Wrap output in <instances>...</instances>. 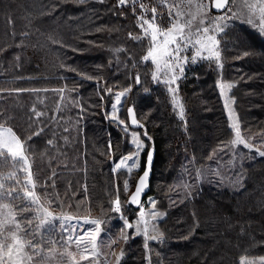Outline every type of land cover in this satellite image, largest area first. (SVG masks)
<instances>
[{"label": "trees", "instance_id": "obj_1", "mask_svg": "<svg viewBox=\"0 0 264 264\" xmlns=\"http://www.w3.org/2000/svg\"><path fill=\"white\" fill-rule=\"evenodd\" d=\"M124 10L113 1L0 0V124L12 128L26 144L36 138L38 145L34 150L29 149L34 179L41 186L48 178L46 187L38 191L49 193L50 184L57 178L53 173L60 171L50 166L64 162L56 155L46 166L42 154L46 145L40 143L66 138L64 148H73L72 168L83 182L80 197L88 196L89 187L93 190L97 186L100 196L95 198L91 194V197L95 201L103 198L102 175L106 171L101 166V158L108 156L111 148L116 158L129 151V141L106 114L115 91L128 86L132 88L122 115L130 124L127 110L134 106L144 127L130 128L140 130L144 138L146 131L151 138H145L149 146L133 185L145 168L152 140L157 153L148 194L155 191L159 175L172 178L180 166L187 134L181 129L179 111L170 105L163 84L150 85L152 82L145 68L132 66L125 60L127 52L132 51L138 61L144 43L132 38L138 34L134 13ZM212 11L215 12L213 8ZM228 21L227 30L221 35L225 62L222 76L238 81L234 94L243 131L262 130L264 35L240 19ZM130 33L133 36L130 37ZM122 46H126L124 51L120 49ZM193 71L182 86V93L189 128L187 149L199 163L210 151L230 140L232 131L217 88L216 79L221 72L208 63ZM137 75L139 83L135 79ZM151 86L150 94L145 95L144 91ZM141 109L149 110L157 122L160 120L159 137L142 119ZM35 112L42 115L36 117ZM200 114L209 117L203 118ZM155 128L158 129V125ZM44 135L47 138L43 139ZM9 164L10 159L0 163L2 174L7 173ZM246 169L243 187L204 185L199 197L170 211L165 220L169 232L174 230L175 235L168 238L173 242L179 238L176 246L187 250L188 257L184 259L178 255L177 249L176 254L171 248L173 243L167 246L169 259L175 263L181 258L180 264H239L242 256L264 254V157L248 160ZM18 176L24 179L22 174ZM8 187L16 185L8 183ZM54 189L51 195L57 197ZM13 202L18 210L27 206L22 200ZM31 215H24V219H32ZM37 223L33 221L34 227ZM50 234H43V239L51 238ZM195 239L201 245H197ZM131 243L134 242L125 244L126 255L120 264H143L141 253L129 251Z\"/></svg>", "mask_w": 264, "mask_h": 264}, {"label": "rangeland", "instance_id": "obj_2", "mask_svg": "<svg viewBox=\"0 0 264 264\" xmlns=\"http://www.w3.org/2000/svg\"><path fill=\"white\" fill-rule=\"evenodd\" d=\"M98 1H113L114 4L117 6L118 0H98ZM170 4L175 3V0H168ZM204 3L211 4V0H203ZM260 0H231V3L228 9L222 13H216L212 11V8L207 12V17L205 18V25L204 26H211L212 24H221L224 26L223 32L216 35V39L219 41V48L220 51V61L217 64L216 61H207L201 60L195 64L188 63L184 67L183 74L177 70L176 75L179 77L174 84L169 85L165 83L166 80L170 79L169 76L158 74L157 80H153V73L156 71L155 65L151 61H144L143 57L147 55V52L150 48L149 38L139 39L140 42L144 46V49L141 50L142 55L138 59H135L132 51L127 52L126 59L128 62L132 63V66L136 67H143L145 68L149 78L151 80L150 85H160L163 84V90L167 93L170 105L175 109H177L179 119L182 121L183 128L182 131L187 134V138L184 141L185 150L180 155V166L177 169L175 175L172 178L165 177V174L159 175L156 179V188L155 191L151 194H148L146 198L143 200L140 207L133 208L130 203L127 202L128 193L134 189V181L139 173V171L143 167V160L144 154L149 146V142L143 137L142 133L138 129H132L130 127L127 128L125 131L124 127L119 125L118 120H124L125 124H128L126 119L122 115V111L124 108V104L128 94L131 91V86L125 87L123 89L117 90L114 93L113 103L116 101V94L121 92H126V96L121 98V104L117 105V109L113 111L112 107L106 116L109 120L113 121L115 125H117L124 134V139L129 141V151L121 155L120 157L116 158L114 156V152L111 148L109 155L106 157L101 158V166L105 169V174L102 175V179L104 181L103 193L104 196L102 199H97L95 201L92 199L91 194L97 198L100 196L99 189L97 186L90 189L88 191V196L85 197L80 195L83 193V182L81 178L75 174V170L72 168L74 159L71 157L74 154V150L72 147L67 149L64 148V142L66 138L63 140H54L51 144L48 143H40V145L45 144L46 148L42 150V154L44 155V163L46 166L50 165L55 156L57 155L58 158H62L64 162L60 163V165L52 164L50 167H55L60 171L56 173L57 178L55 182H52L49 186V193H45L44 191H38L39 188H45L48 184V178L43 181V184L40 186L34 179V171H33V162H32V155L29 149L34 150L38 142H36V138L33 142L26 144L25 147L28 149L26 155L29 157V162L31 164V172L33 174V179L36 183V194L40 196L41 202L51 201L50 204L45 203V206L48 207L49 211L52 212L54 215L65 214L72 217H81V218H88L89 220H99L101 221L100 228L101 232L97 237V244H98V255L96 256L95 260L91 261V264H120L121 260L125 257L126 253V243H131V247H129V251L131 252H139L142 256H144V263L143 264H180L179 258L175 263L169 259L167 246L173 244L171 248L177 254L176 249L178 251V255H181L184 259L188 257L187 250L179 249L176 246L178 244L179 238H175L177 240L173 242L172 235H175V231L172 228V232H169V225L166 223V218L171 210H174L177 207H183L187 201H193L196 197H199L203 192V186H217L225 188L227 185H230L231 188H241L243 187L245 180L247 179V169L246 163L248 160H253L255 156L264 157L259 155L256 149H259L260 152H264V129L262 130H255L244 132V128L242 126L241 121V113L239 108L237 107V97L234 94V89L238 85V81L226 79L222 76V72L225 71V62L223 60V47H222V34H224L227 30V24L229 23L228 20L230 19H240L241 22L248 24V20L252 19V27L258 33L264 35V33L260 30L259 21V9H256L255 16L251 15L250 9L248 5H259ZM141 5H144L148 11L145 13L141 9ZM155 7L157 11L156 17V24L163 30H166L170 27L172 21L169 18L168 11L169 9L165 6L160 5L159 0H138L137 3H132V0L123 6L118 7L121 10L125 9L124 11L131 10L134 13L135 17V24L138 28V34L134 35V37H142V29L139 27L140 19L143 15L144 19L151 20L152 13L151 9ZM135 9V11H133ZM226 19L224 20H215L214 18L225 16ZM199 20V17H198ZM132 34V33H130ZM133 36V34H132ZM126 46L120 47L121 50L124 51ZM194 54V50L190 49L186 55L191 57ZM183 55V54H182ZM208 63L211 66H214L219 72H221V76L217 77V88L220 92L222 103L228 117V126L232 131V137L230 140L226 141L225 143H221L218 149L214 151H210V153L198 163L196 156L193 152L189 149L187 139L189 136V128H188V118L185 117V106H184V97L182 93V86L186 83L188 76L194 74V69L200 66L201 64ZM218 66V67H216ZM133 77V76H132ZM130 76V78H132ZM189 80V79H188ZM221 85H232L231 88H221ZM153 86L148 87L144 94L148 95L151 92ZM171 88H175L176 92L173 93L170 91ZM200 106H205L201 105ZM227 105V106H226ZM182 112V115H181ZM57 115V113H56ZM55 115V116H56ZM140 115L144 121L148 123V125L152 129V133L159 137L158 134L161 129L160 120L157 122L156 120L152 119L150 115V111L147 109H141ZM46 116V113L43 115ZM115 116L118 119L114 120L112 117ZM200 117L208 118L209 115L200 114ZM202 118L201 126L204 119ZM238 122L239 130L241 137L245 140L246 143L251 144L253 147L251 149L244 147V145H236L233 146L231 144L232 140L235 138L234 129L231 128L233 123ZM1 125V124H0ZM158 125V129L155 127ZM7 127V126H5ZM10 128V127H9ZM12 129V128H11ZM229 129V130H230ZM13 130V129H12ZM14 132V131H13ZM15 133V132H14ZM132 133L139 134V140L145 146L139 155V159L137 161L138 167L134 168L131 173L127 172L124 169H119L114 171L115 164L119 162V160L125 156L131 155L136 151L135 146L131 143L132 140ZM16 134V133H15ZM17 135V134H16ZM37 135L34 134L32 138ZM47 135H44L45 139ZM123 143V142H122ZM223 149V150H221ZM83 152V151H82ZM85 153V149H84ZM211 157V158H210ZM110 159V164H107V161ZM13 171L11 164L6 169V172ZM0 173L2 171L0 170ZM6 173V174H7ZM161 173V172H159ZM199 173V178H198ZM5 174V175H6ZM163 180L167 181L165 183ZM128 182V188L125 190L124 182ZM136 184V183H135ZM6 188L11 189L8 187V183L5 185ZM55 188V189H54ZM84 188L87 190L86 183L84 184ZM53 189L57 192V197L51 195L53 193ZM31 190V189H29ZM191 193V195H189ZM210 194V193H209ZM117 195H119V200L121 204L120 212L114 211V205L112 202L116 199ZM152 199L155 201V206L149 203V200ZM0 203H9L13 206V208L19 212L16 205L11 200H4L0 201ZM56 207H54V206ZM141 208L143 209L145 215L143 219L148 222L149 227V235L150 236H160L161 239L158 240H149L147 243V247H145V237L143 234H137L135 228L128 229L125 227V223H130L136 225L140 220V211ZM155 211L158 213V217L153 220L151 213ZM194 211V210H193ZM31 214L25 213L24 215ZM32 216V215H31ZM33 217V216H32ZM201 217L205 223V217L201 214ZM59 226V222H57ZM187 225V222L184 223V226ZM207 225V224H206ZM34 226V225H33ZM183 226V227H184ZM88 230H91L92 225H86ZM154 227V231L152 230ZM184 229V228H183ZM195 227H193V230ZM178 232V231H177ZM47 232L44 229H40L39 233L36 236V240L39 246L43 248L44 252H48L52 245L44 246L43 241L47 239H43V234ZM82 234V233H81ZM128 236L127 241H125L122 236ZM50 237L52 239H59L56 233H51ZM171 239H169V238ZM31 239L32 237H28ZM115 241V243H113ZM197 245H201L197 239H195ZM102 242V243H101ZM58 250L62 251L63 249L60 248L59 245L55 246ZM71 251L75 252L76 249L73 246ZM165 251L167 252L165 254ZM123 252V255L120 256V253ZM180 253V254H179ZM31 254V253H30ZM88 254V253H84ZM165 254V257H164ZM80 253H77V260H79ZM117 256H120L119 262L117 261ZM261 258H264V254L261 255H245L240 258L239 264L241 261H259ZM58 257L51 258L49 260H39L33 262V264H58ZM165 260V261H164ZM80 264H89V261H81Z\"/></svg>", "mask_w": 264, "mask_h": 264}, {"label": "snow or ice", "instance_id": "obj_3", "mask_svg": "<svg viewBox=\"0 0 264 264\" xmlns=\"http://www.w3.org/2000/svg\"><path fill=\"white\" fill-rule=\"evenodd\" d=\"M128 2L129 0H118L117 7H123ZM137 2L138 0H132V3ZM159 3L169 9L168 15L172 21L170 27L163 30L156 24L155 21L158 14L156 8L153 7L151 9V20L144 19L143 15L139 17V27L142 29L143 36L132 37L138 40L145 37L149 38L150 48L143 60L146 62L151 61L155 65L156 71L153 73V80H157L158 74L162 73L170 77L165 83L172 85L179 78L176 75L177 70L183 74L184 67L188 63L195 64L198 61L207 60L216 61L219 64V41L216 39L215 34L223 32L224 26L218 23L204 26L205 18L210 8L227 10L230 0H211L210 5L204 3L203 0H175V3L172 4L168 0H159ZM248 7L253 16H255L256 9H259L258 23L261 32L264 33V0H260L259 5H248ZM141 9L145 13L148 11L144 5H141ZM226 18L225 15L214 19L224 20ZM252 22V19L248 20V23L251 24ZM129 35L131 37V34ZM190 49L194 50V54L188 57L186 53ZM135 79L139 83L138 75ZM231 87L232 85H221L222 89ZM61 91L63 90L61 89ZM170 91L175 93L176 89L170 87ZM108 92L111 94V89H108ZM125 96L126 92L116 94V101L111 105L113 111L117 109V105L121 104V98ZM33 111L35 110L33 109ZM127 112L131 118L130 124H125L124 120H118L119 125L124 127L125 131L130 126L142 128L143 125L136 119L133 108H129ZM35 115L39 117L42 113L35 112ZM112 119L117 120L118 118L113 116ZM231 128L235 132V138L231 142L233 146L244 145V147L249 149L253 147L241 137L238 122L233 123ZM131 135V143L135 146L136 151L121 158L115 164L114 171L124 169L131 173L134 168L138 167L137 161L141 150L145 146L140 142L138 133H132ZM144 136L149 140L151 139L147 136L146 131ZM48 143L51 144L52 141H48ZM27 151L25 143L21 141L11 128L0 125V163L10 159L13 168V171L8 172L6 175L0 173V201L22 200L27 205L26 207H21L20 211L17 212L11 204L0 203V264H33L37 259L49 260L54 257L59 258L58 264H80L81 261H89V264H91V261L95 260L98 255L97 237L101 232V221L89 220L86 217H72L65 214L57 216L50 212L45 203L50 204L51 201L41 202L40 196L36 194V183L31 172L29 157L26 155ZM256 151L259 155L264 156V152H260L259 149H256ZM152 159L153 151H149L145 171L137 182L135 193L131 196L130 202L133 204H139L138 198L146 188V180L150 176ZM18 174H22L24 179L21 180ZM7 183H13L16 187L6 188L5 185ZM124 188L125 190L128 188L127 181L124 182ZM149 203L154 208L155 201L150 199ZM112 204L114 205V211L120 212L119 195H117ZM25 213H31L33 218L25 220ZM144 215L145 213L141 208L139 222L136 225L126 222L125 227L128 229L135 228L137 234H143L145 247H147L149 240H158L161 237L149 235L148 222L143 219ZM151 216L155 220L158 217V213L153 211ZM34 220L38 221L35 227L33 226ZM57 222H59V226ZM89 224L92 225L91 230L85 227ZM40 229H44L48 233H56L60 237L59 239L48 238L43 241L45 247L52 245L48 252H44L43 248L37 243L36 236ZM152 230H155L154 227ZM30 236L32 237L31 239L28 238ZM122 238L127 241L128 236L123 235ZM56 245H59L63 250H58L55 247ZM73 246L76 249L75 252L70 250ZM77 253H80L79 260H77ZM122 255L123 252L120 253V256ZM120 256H117L118 262ZM241 264H264V258L259 261H241Z\"/></svg>", "mask_w": 264, "mask_h": 264}, {"label": "water", "instance_id": "obj_4", "mask_svg": "<svg viewBox=\"0 0 264 264\" xmlns=\"http://www.w3.org/2000/svg\"><path fill=\"white\" fill-rule=\"evenodd\" d=\"M230 3H231V0H230ZM230 3L228 4L227 9H228ZM213 10H214L216 13H222V12L226 11L225 9L217 10V9H215V8H213ZM129 108H133L136 119L139 121V123H140L141 125H143V123H142V122L140 121V119L138 118V114H137L136 109L134 108V106L131 105V106L128 107V109H129ZM128 116H129V115H128ZM130 119H131V118L129 117V123H130ZM132 127H133V128H138V127H136V126H132ZM143 127H144V125H143ZM149 151H153V159H152V161H151V165H150V176H149V178L146 180V188H145L144 191L142 192L141 196L138 198V200H139V204H133V203L130 202V200H131V196L135 193L136 186H137V182H138V180L140 179V177L143 175V173H144V171H145V168H146V165H145L144 170L142 171V173L140 174V176H139L138 179H137V182H136V185H135L134 190L131 192V194L129 195V198H128L129 203H130L131 205L135 206V207H140V206H141V204H142V202H143L145 196H146V195L150 192V190H151V183H152L153 172H154V164H155L156 153H157V149H156V146H155V142H154V140H152V142H151V147L149 148ZM149 151H148V152H149ZM147 157H148V153H147ZM146 164H147V159H146Z\"/></svg>", "mask_w": 264, "mask_h": 264}]
</instances>
